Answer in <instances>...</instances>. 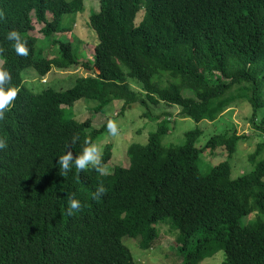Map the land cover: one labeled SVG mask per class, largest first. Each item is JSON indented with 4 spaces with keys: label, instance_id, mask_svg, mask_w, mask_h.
<instances>
[{
    "label": "trees",
    "instance_id": "16d2710c",
    "mask_svg": "<svg viewBox=\"0 0 264 264\" xmlns=\"http://www.w3.org/2000/svg\"><path fill=\"white\" fill-rule=\"evenodd\" d=\"M96 1L89 25L98 43L87 59L60 39L71 32L64 17L82 13L84 0H0V70L17 90L0 120L7 144L0 149V264H137L129 242L149 252L168 234L184 264L221 252V264H264V141L249 156L252 171L232 179L242 136L216 135L198 148L197 128L183 145H166L170 121L147 115L161 121L158 130L128 149L127 168L101 175L88 166L61 176L57 164L64 151L75 158L85 140L95 145L108 132V121L96 129L92 117L116 102L121 115L165 103L198 124L246 104L264 135V0ZM12 30L27 56L6 38ZM79 66L90 74L64 91L37 92L24 82L27 70L44 78ZM81 100L97 104L85 121L72 111ZM112 150L105 146L102 167ZM220 150L224 162L202 163ZM101 184L104 194L93 199ZM69 197L81 205L72 216Z\"/></svg>",
    "mask_w": 264,
    "mask_h": 264
},
{
    "label": "rangeland",
    "instance_id": "374dc122",
    "mask_svg": "<svg viewBox=\"0 0 264 264\" xmlns=\"http://www.w3.org/2000/svg\"><path fill=\"white\" fill-rule=\"evenodd\" d=\"M72 1V0H68ZM85 9L82 13L68 15L64 17V25L71 29L68 32L60 36L61 40L69 39L74 43V46H78L80 55H85L87 59L93 57L94 46L98 43V38L95 31L89 25V18L92 12L100 10L99 2L96 0H84ZM35 31L32 33L38 38H42L41 28L42 25L34 22ZM51 48H47L45 54H48ZM1 64V62H0ZM88 73L81 66L67 69L66 71L53 69L52 72L44 77L40 78L32 70L24 72L25 85L30 89H34L37 92L47 87H52L57 91H64L71 88L74 85L76 78L80 76H88ZM131 88L140 94L142 97V91L140 87L131 82ZM148 107H142L140 105H134L131 109H128L123 115H121L122 104L116 102L111 104L106 109V114H93L92 111L97 105L95 102L81 100L78 101L72 111L79 121H85L90 115L93 114L92 125L98 129L103 126L107 121H112L116 127V133L112 134L109 131L100 138L95 146L98 150L99 157L102 156L103 150L106 145L111 144L113 146L112 158L107 166L104 168L107 173H113L116 166H122L127 168L129 166V158L127 156L128 149L134 145H144L150 134L155 133L158 130L159 123L162 120H168L169 134L164 139V144L180 146L186 142L185 136L188 132L197 128L202 130L203 134L197 142V147H203L212 137L224 133H237L242 136L243 140L238 146V150L231 161L232 165V179L238 178L244 174L252 171V166L249 162V156L255 153L257 146L264 141V135L255 130L250 123L251 108L242 104V106L234 107L227 110L218 120L215 122L204 121L196 123L192 119L183 118L180 116L181 109L179 107L168 106L165 103L159 105H153L148 103ZM147 115L158 117L161 121L150 120ZM260 120V119H259ZM220 153L222 150L211 154L209 151L202 156V163L213 167L218 163L224 162V158ZM250 218H246L245 221H249ZM174 239L172 234L162 235L152 246V250L149 252L141 251L138 244L129 242L133 254L135 255V261L137 264H184V260L178 259L175 250H172L174 245ZM177 248V247H176ZM172 256L167 259L166 256ZM223 261V252L220 255H216L214 258L205 259L200 264H221Z\"/></svg>",
    "mask_w": 264,
    "mask_h": 264
},
{
    "label": "clouds",
    "instance_id": "9594fccd",
    "mask_svg": "<svg viewBox=\"0 0 264 264\" xmlns=\"http://www.w3.org/2000/svg\"><path fill=\"white\" fill-rule=\"evenodd\" d=\"M6 38L11 41H15L13 44V49L18 56H27L28 49L25 47L22 42L20 34L15 31H9ZM10 75L7 70H0V120L4 118V114L8 111L12 102L17 96V90L10 83ZM107 129L110 133H116V127L112 121H109L107 124ZM75 143V138L73 139ZM7 147L6 141L0 138V149H5ZM57 164L59 166V173L61 176H66L73 169L76 172L84 170L86 167L91 166L97 173L101 175H106L107 170L101 166L100 157L96 146L90 143L88 140L84 141L82 145L81 152L79 155H76L75 158L72 155L71 151H64L57 159ZM105 188L101 184L99 185L95 192L92 193L93 199H99L101 195L104 194ZM68 207L66 214L72 216L74 212L79 211L81 205L78 200L71 197L68 198Z\"/></svg>",
    "mask_w": 264,
    "mask_h": 264
}]
</instances>
